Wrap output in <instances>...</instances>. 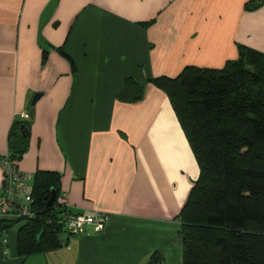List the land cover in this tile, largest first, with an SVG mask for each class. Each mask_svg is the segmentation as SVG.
<instances>
[{
	"label": "crops",
	"instance_id": "obj_1",
	"mask_svg": "<svg viewBox=\"0 0 264 264\" xmlns=\"http://www.w3.org/2000/svg\"><path fill=\"white\" fill-rule=\"evenodd\" d=\"M248 1L0 0V154L42 92L17 167L59 172L73 211L110 216L26 259L17 227L6 244L0 228V264H146L155 251L184 264L177 215L199 174L195 156L162 89L147 83L133 103L117 94L126 77L222 67L237 43L264 52V2L250 11Z\"/></svg>",
	"mask_w": 264,
	"mask_h": 264
},
{
	"label": "trees",
	"instance_id": "obj_2",
	"mask_svg": "<svg viewBox=\"0 0 264 264\" xmlns=\"http://www.w3.org/2000/svg\"><path fill=\"white\" fill-rule=\"evenodd\" d=\"M263 0H250L251 11ZM238 56L222 67L187 65L176 77L145 81L126 77L117 99L140 101L147 83L162 89L178 117L199 167L186 203L177 215L184 264H264V52L237 43ZM16 118L4 154L16 164L28 150L34 107ZM25 125V128H22ZM57 171L37 170L33 177L32 216L0 219L2 238L17 227V251L26 259L59 249L77 235L66 217L81 214L58 202ZM52 190L57 195L47 202ZM6 244V242H4ZM146 264H163L159 251Z\"/></svg>",
	"mask_w": 264,
	"mask_h": 264
},
{
	"label": "built area",
	"instance_id": "obj_3",
	"mask_svg": "<svg viewBox=\"0 0 264 264\" xmlns=\"http://www.w3.org/2000/svg\"><path fill=\"white\" fill-rule=\"evenodd\" d=\"M0 164L4 169V185L0 190V219L4 217L32 216L30 205L33 202L31 190L27 189L34 174L19 170L17 164L0 154ZM60 204L68 206L66 194L58 198ZM107 213L95 212L93 214H76L66 217L67 228L74 234H80L87 225H93L97 230L103 229L109 219ZM3 239V242H6Z\"/></svg>",
	"mask_w": 264,
	"mask_h": 264
},
{
	"label": "water",
	"instance_id": "obj_4",
	"mask_svg": "<svg viewBox=\"0 0 264 264\" xmlns=\"http://www.w3.org/2000/svg\"><path fill=\"white\" fill-rule=\"evenodd\" d=\"M42 96V92H36L33 96H32V100H31V103L33 105H35L37 103V101L41 98ZM22 128L24 129L25 128V125H22ZM56 191L55 190H52V193H51V197L50 199L48 200L47 202V206H51L53 204V202L55 201V198H56Z\"/></svg>",
	"mask_w": 264,
	"mask_h": 264
},
{
	"label": "rangeland",
	"instance_id": "obj_5",
	"mask_svg": "<svg viewBox=\"0 0 264 264\" xmlns=\"http://www.w3.org/2000/svg\"><path fill=\"white\" fill-rule=\"evenodd\" d=\"M248 47H251V46H248ZM30 184H31V182H30ZM66 234H68V232L67 233H65L64 235H66ZM7 235V234H6ZM72 236H74V235H72Z\"/></svg>",
	"mask_w": 264,
	"mask_h": 264
}]
</instances>
